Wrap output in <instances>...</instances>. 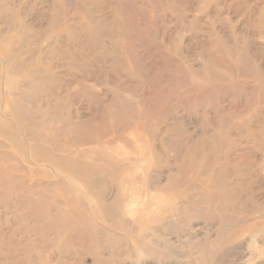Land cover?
<instances>
[{
  "label": "rangeland",
  "instance_id": "374dc122",
  "mask_svg": "<svg viewBox=\"0 0 264 264\" xmlns=\"http://www.w3.org/2000/svg\"><path fill=\"white\" fill-rule=\"evenodd\" d=\"M0 264H264V0H0Z\"/></svg>",
  "mask_w": 264,
  "mask_h": 264
}]
</instances>
